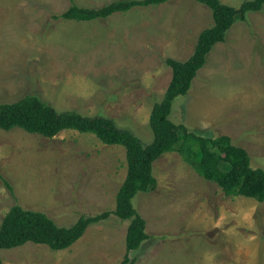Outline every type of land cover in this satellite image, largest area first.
<instances>
[{"label": "rangeland", "instance_id": "rangeland-1", "mask_svg": "<svg viewBox=\"0 0 264 264\" xmlns=\"http://www.w3.org/2000/svg\"><path fill=\"white\" fill-rule=\"evenodd\" d=\"M73 1L99 8L115 0H0V102L38 95L59 111L113 118L151 143V112L172 79L167 60L194 53L214 24L212 10L168 0L92 21L55 18ZM221 1L238 8L246 0ZM240 19L174 100L171 119L205 136L228 135L264 168V8ZM0 170L14 190L0 179V225L19 203L69 227L116 209L126 149L77 130L47 138L0 129ZM153 173L157 188L133 198L150 237L125 264H264V202L226 196L178 151L160 157ZM129 224L113 213L67 249L27 242L1 249L0 264H123Z\"/></svg>", "mask_w": 264, "mask_h": 264}, {"label": "trees", "instance_id": "trees-1", "mask_svg": "<svg viewBox=\"0 0 264 264\" xmlns=\"http://www.w3.org/2000/svg\"><path fill=\"white\" fill-rule=\"evenodd\" d=\"M168 0H115L103 7L88 8L73 3L55 18L92 21L125 12L136 6L161 4ZM212 10L214 24L204 29L194 53L185 61L169 58L172 79L163 99L157 102L150 116L153 140L144 144L129 128H124L110 117L97 114L83 115L77 110L59 111L38 95L28 94L14 102H0V129L21 128L27 132L53 138L64 130H77L96 135L104 144L126 149L127 175L116 195V209L97 215H81L75 224L59 225L46 212L27 209L14 204L0 225V250L22 246L27 242L63 250L79 240L90 224L116 214L129 220L126 236L127 253L139 249L150 235L146 220L133 204L140 191L157 188L154 164L164 154L178 151L185 161L205 179L216 182L226 196L243 195L264 202V168L252 165L248 151L234 144L228 135L209 137L198 134L171 119L174 100L188 94L198 71L206 64L208 55L220 42L226 40L237 19H247L249 12L261 11L264 0H246L240 7L221 0H197ZM240 19V20H241ZM0 179L14 193L13 186L0 170Z\"/></svg>", "mask_w": 264, "mask_h": 264}, {"label": "crops", "instance_id": "crops-1", "mask_svg": "<svg viewBox=\"0 0 264 264\" xmlns=\"http://www.w3.org/2000/svg\"><path fill=\"white\" fill-rule=\"evenodd\" d=\"M238 146H239V145H238ZM243 148H244V147H243ZM206 218H208V215H206ZM211 218H212V217H211ZM220 223H221V222L219 221V222L216 223V225H220ZM222 226H223V225H220V227H222ZM220 227H219V228H220Z\"/></svg>", "mask_w": 264, "mask_h": 264}]
</instances>
